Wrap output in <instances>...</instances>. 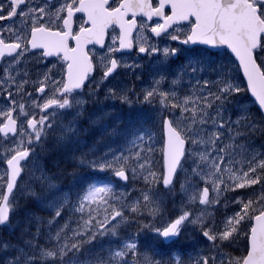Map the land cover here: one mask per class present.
<instances>
[{
    "label": "snow or ice",
    "instance_id": "6c2138e0",
    "mask_svg": "<svg viewBox=\"0 0 264 264\" xmlns=\"http://www.w3.org/2000/svg\"><path fill=\"white\" fill-rule=\"evenodd\" d=\"M0 22V264H264V0Z\"/></svg>",
    "mask_w": 264,
    "mask_h": 264
},
{
    "label": "trees",
    "instance_id": "16d2710c",
    "mask_svg": "<svg viewBox=\"0 0 264 264\" xmlns=\"http://www.w3.org/2000/svg\"><path fill=\"white\" fill-rule=\"evenodd\" d=\"M186 243H190V241H186ZM189 251H191V249H189Z\"/></svg>",
    "mask_w": 264,
    "mask_h": 264
},
{
    "label": "rangeland",
    "instance_id": "374dc122",
    "mask_svg": "<svg viewBox=\"0 0 264 264\" xmlns=\"http://www.w3.org/2000/svg\"><path fill=\"white\" fill-rule=\"evenodd\" d=\"M137 86H139V85H137ZM257 143H259V141H257Z\"/></svg>",
    "mask_w": 264,
    "mask_h": 264
},
{
    "label": "flooded vegetation",
    "instance_id": "af4514ba",
    "mask_svg": "<svg viewBox=\"0 0 264 264\" xmlns=\"http://www.w3.org/2000/svg\"><path fill=\"white\" fill-rule=\"evenodd\" d=\"M0 23H2V22H0Z\"/></svg>",
    "mask_w": 264,
    "mask_h": 264
}]
</instances>
